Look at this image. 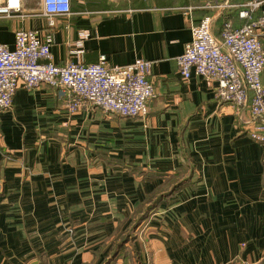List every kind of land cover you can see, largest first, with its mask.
Wrapping results in <instances>:
<instances>
[{"label": "crops", "instance_id": "crops-1", "mask_svg": "<svg viewBox=\"0 0 264 264\" xmlns=\"http://www.w3.org/2000/svg\"><path fill=\"white\" fill-rule=\"evenodd\" d=\"M204 1L72 0L74 15L53 30L30 1L37 16L0 20V43L39 30L60 66L149 61L156 90L137 118L71 113L65 90L46 84L18 90L0 116V264H101L146 198L190 169L113 264H264V144L249 136L248 111L216 102L210 82L185 80L177 65L192 34L176 9ZM206 14L217 37L226 21L244 23L234 8L195 21Z\"/></svg>", "mask_w": 264, "mask_h": 264}, {"label": "built area", "instance_id": "built-area-1", "mask_svg": "<svg viewBox=\"0 0 264 264\" xmlns=\"http://www.w3.org/2000/svg\"><path fill=\"white\" fill-rule=\"evenodd\" d=\"M30 1L41 5L40 16L52 30L74 15L72 0H0V20L25 21L37 16L26 9ZM233 8L248 22L234 27L226 21L220 37L213 29L215 16L206 14L199 21L194 19L198 10L222 14ZM176 10L191 20V40L177 59L181 75L185 80L195 75L210 82L215 101L234 106L237 114L248 111L252 118L249 136L264 144L263 1L234 5L230 0H205L199 6ZM42 35L39 30L21 28L15 33L13 46L0 43V116L11 110L19 89H36L43 84L65 90L71 113L92 107L123 118H137L155 98L151 62L139 59L129 65L112 66L103 54L94 64L69 62L60 66L54 60L50 39ZM80 36L88 38L90 33ZM69 232L72 234L73 229Z\"/></svg>", "mask_w": 264, "mask_h": 264}, {"label": "trees", "instance_id": "trees-1", "mask_svg": "<svg viewBox=\"0 0 264 264\" xmlns=\"http://www.w3.org/2000/svg\"><path fill=\"white\" fill-rule=\"evenodd\" d=\"M240 18V17H239ZM248 21L244 19V24ZM193 176V170L190 169L184 175L181 171L175 173L168 181L166 186L161 190L149 195L145 202L140 205L137 212L132 217V225L126 230L120 228L111 243L109 258H106L101 264H113L120 255L121 250L136 239V231L146 222L153 212L165 203L172 195H174L183 185L187 184Z\"/></svg>", "mask_w": 264, "mask_h": 264}, {"label": "rangeland", "instance_id": "rangeland-1", "mask_svg": "<svg viewBox=\"0 0 264 264\" xmlns=\"http://www.w3.org/2000/svg\"><path fill=\"white\" fill-rule=\"evenodd\" d=\"M131 222H132V221H131ZM131 222L129 223V226H128V228H129V227H131V225H132V223H133V222H132V223H131Z\"/></svg>", "mask_w": 264, "mask_h": 264}]
</instances>
